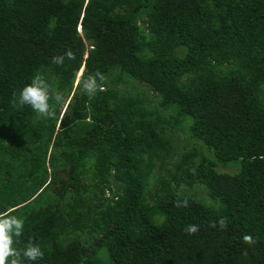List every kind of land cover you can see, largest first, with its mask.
I'll list each match as a JSON object with an SVG mask.
<instances>
[{
  "label": "trees",
  "instance_id": "obj_1",
  "mask_svg": "<svg viewBox=\"0 0 264 264\" xmlns=\"http://www.w3.org/2000/svg\"><path fill=\"white\" fill-rule=\"evenodd\" d=\"M37 73L55 118L12 105ZM2 212L24 264H264V0H0Z\"/></svg>",
  "mask_w": 264,
  "mask_h": 264
},
{
  "label": "clouds",
  "instance_id": "obj_2",
  "mask_svg": "<svg viewBox=\"0 0 264 264\" xmlns=\"http://www.w3.org/2000/svg\"><path fill=\"white\" fill-rule=\"evenodd\" d=\"M75 60L76 55L68 49L64 54H57L51 57V62L62 66L65 59ZM105 76L102 72L96 71L94 73L83 75L78 72L75 76V82L80 90L88 95L94 96L98 91H103V82ZM65 103V96L62 92L54 90L45 78L37 73L31 79V82L26 84L18 94H14L12 105L14 108L20 109L24 106L30 107L38 117L45 119H52L56 117V106ZM195 174V168L190 169ZM190 206L188 199H176L174 207L187 208ZM219 226L220 230H226L228 226V218L222 217L218 221H213L209 227L216 228ZM199 225L189 224L183 231L187 235H194L199 232ZM24 232V221L10 212L0 213V264H24V260L35 262L44 257V251L39 245L29 241L23 249L15 247L17 239L22 236ZM243 243L249 246L254 245L257 241L251 235H244ZM247 249L242 255L247 256Z\"/></svg>",
  "mask_w": 264,
  "mask_h": 264
},
{
  "label": "rangeland",
  "instance_id": "obj_3",
  "mask_svg": "<svg viewBox=\"0 0 264 264\" xmlns=\"http://www.w3.org/2000/svg\"><path fill=\"white\" fill-rule=\"evenodd\" d=\"M80 73H82L83 71V67L79 70ZM78 71V72H79ZM77 72V73H78ZM75 84L76 82L74 83V87H75ZM146 95L148 98L151 99V101H154L155 99V95L153 94V92H151L148 88L146 89ZM65 107V106H64ZM64 109V108H63ZM239 167V162L238 161H234L230 164H227V165H219L218 166V169L221 170V171H225V172H230V173H233V172H236V169ZM204 194V193H203Z\"/></svg>",
  "mask_w": 264,
  "mask_h": 264
},
{
  "label": "water",
  "instance_id": "obj_4",
  "mask_svg": "<svg viewBox=\"0 0 264 264\" xmlns=\"http://www.w3.org/2000/svg\"><path fill=\"white\" fill-rule=\"evenodd\" d=\"M84 69V68H83Z\"/></svg>",
  "mask_w": 264,
  "mask_h": 264
}]
</instances>
